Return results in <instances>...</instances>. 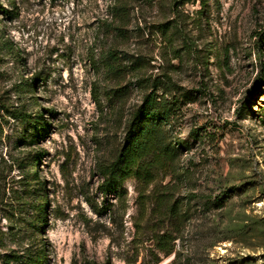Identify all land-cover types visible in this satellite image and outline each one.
<instances>
[{
	"label": "rangeland",
	"instance_id": "374dc122",
	"mask_svg": "<svg viewBox=\"0 0 264 264\" xmlns=\"http://www.w3.org/2000/svg\"><path fill=\"white\" fill-rule=\"evenodd\" d=\"M154 79L176 152L104 193L100 164ZM41 249L40 264H264V0H0V264Z\"/></svg>",
	"mask_w": 264,
	"mask_h": 264
},
{
	"label": "trees",
	"instance_id": "16d2710c",
	"mask_svg": "<svg viewBox=\"0 0 264 264\" xmlns=\"http://www.w3.org/2000/svg\"><path fill=\"white\" fill-rule=\"evenodd\" d=\"M161 86L162 82L157 79L153 80L152 90L144 95L142 104L135 109L129 119L128 130L122 145L111 161L100 164V173L103 176V182L100 186L104 193H120L122 184L129 177H135L145 183L151 182L155 175L154 168L165 169L167 160L175 154L176 149L170 143L162 141L161 138L163 122L172 114L171 102L166 98V91L163 95L158 92ZM94 97L98 98L96 90ZM17 117L22 118V114L17 115ZM155 203L161 213L166 214L168 212L173 214L171 215L173 219H180V215H178L179 205L172 199L166 202L165 197L156 196ZM39 208L44 217L47 211L46 203L44 204L42 201ZM162 230L160 228L156 234L157 245L168 254L174 250L171 243L176 237L162 234ZM38 251V260L33 262L34 264L41 263L40 258L44 250Z\"/></svg>",
	"mask_w": 264,
	"mask_h": 264
}]
</instances>
